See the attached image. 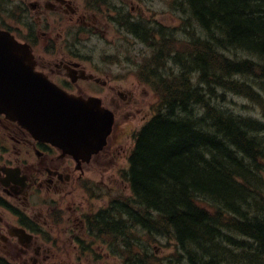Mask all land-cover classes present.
Masks as SVG:
<instances>
[{
	"label": "trees",
	"instance_id": "1",
	"mask_svg": "<svg viewBox=\"0 0 264 264\" xmlns=\"http://www.w3.org/2000/svg\"><path fill=\"white\" fill-rule=\"evenodd\" d=\"M179 7L189 18L182 39L178 28L135 31L152 52L140 72L161 107L131 156L127 215L177 243L148 264H264V0ZM230 95L261 119L235 112Z\"/></svg>",
	"mask_w": 264,
	"mask_h": 264
},
{
	"label": "flooded vegetation",
	"instance_id": "2",
	"mask_svg": "<svg viewBox=\"0 0 264 264\" xmlns=\"http://www.w3.org/2000/svg\"><path fill=\"white\" fill-rule=\"evenodd\" d=\"M147 1L28 2L32 23L14 34L30 44L36 70L70 94L99 98L115 122L106 146L88 158L0 114V264H130L117 252L116 235H108L117 229L131 232L127 236L147 259L142 225H116L132 210L124 171L138 132L132 127L149 118L146 84L116 75L118 61L92 59L78 45L94 37H112L115 45L128 37L138 42L135 31L159 24L149 17Z\"/></svg>",
	"mask_w": 264,
	"mask_h": 264
},
{
	"label": "water",
	"instance_id": "3",
	"mask_svg": "<svg viewBox=\"0 0 264 264\" xmlns=\"http://www.w3.org/2000/svg\"><path fill=\"white\" fill-rule=\"evenodd\" d=\"M0 113L33 135L77 155L106 144L114 117L97 98L66 93L35 71L29 45L0 30Z\"/></svg>",
	"mask_w": 264,
	"mask_h": 264
},
{
	"label": "rangeland",
	"instance_id": "4",
	"mask_svg": "<svg viewBox=\"0 0 264 264\" xmlns=\"http://www.w3.org/2000/svg\"><path fill=\"white\" fill-rule=\"evenodd\" d=\"M29 1L33 0H0V23L4 24L6 27H10L12 30H17L16 28H18L20 34L21 32H25L26 24L32 23V18L28 14V8H26ZM173 1L174 0H148L145 4V7H148L149 10V17H154L161 27L168 28L163 29V31L178 28L181 20H185L186 22L189 21V18L184 13L181 11L177 12L172 8ZM190 25H192V28L196 31H201L199 28L197 29V25L193 20L190 21ZM69 26L71 27L72 25ZM185 29H187V25L184 30ZM184 30L176 33V36L179 37L178 39L184 37ZM130 39L131 40L127 39L125 42L123 40L122 43L115 45L112 37H107V39L103 40L101 37H94L89 41H82L78 45L80 49L84 51V55L92 59L103 57L108 61H118L120 66L114 68L116 75H121L122 78H130L132 80H143L144 77L138 75V73L140 65L148 58L150 51L140 43L134 41L133 38L130 37ZM142 95L146 96L148 99L147 105H149V114L151 113L152 116L158 103L156 95L151 89L147 88V86H144ZM229 99L232 101L230 102L232 109L239 115L261 119L257 107L251 101L233 95H230ZM142 126L143 124L138 125L135 123L132 129L136 128L138 131ZM133 140L134 138H132V141ZM148 239L150 247L156 249L154 252L161 259L171 257L177 251L174 240L164 238L151 239L149 236ZM148 239L145 237L144 241L148 242ZM96 250L102 253L97 247Z\"/></svg>",
	"mask_w": 264,
	"mask_h": 264
},
{
	"label": "bare ground",
	"instance_id": "5",
	"mask_svg": "<svg viewBox=\"0 0 264 264\" xmlns=\"http://www.w3.org/2000/svg\"><path fill=\"white\" fill-rule=\"evenodd\" d=\"M222 50V49H221ZM229 56V55H228Z\"/></svg>",
	"mask_w": 264,
	"mask_h": 264
}]
</instances>
